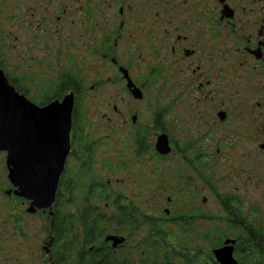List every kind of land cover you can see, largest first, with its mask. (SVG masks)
<instances>
[{
  "label": "flooded vegetation",
  "instance_id": "1",
  "mask_svg": "<svg viewBox=\"0 0 264 264\" xmlns=\"http://www.w3.org/2000/svg\"><path fill=\"white\" fill-rule=\"evenodd\" d=\"M2 9L10 29L18 25L31 40H43L45 48L55 43L57 62L62 61L64 68L35 96L26 85L28 73L21 72L24 63L14 62L2 52L0 76L16 97L38 107L61 100L69 92L74 94V105L70 151L51 203L53 214L18 193V186L9 177L12 162L8 150L0 148V264H74L73 255L61 259L54 218L61 178L67 174L69 182H74L70 160H77L75 135L85 137L80 122L84 82L71 67L79 61L71 49L99 53L103 66L114 68L111 81L121 83V89L135 100V107L128 101L127 111L119 117V125L128 130L133 155L148 154L149 159L172 163L179 154L180 161L194 163L202 174L215 177L216 185L207 191L212 192L217 206H238L240 214L231 213L230 223L256 226L261 232L242 235L238 232L243 229H235L232 237L218 236L219 244L211 245L210 257L205 260L203 246L192 245L193 239L187 237L186 216L203 219L200 210L187 214L164 207L163 215H156L122 200L116 204V218L106 221L115 227L108 233L104 230L103 248L117 252L120 264H220L212 249L233 239L235 242L229 244L238 264H264V0H0V13ZM1 27L0 19V51L8 53ZM125 73L140 89V98L128 88ZM72 79L78 82L79 91L61 85ZM107 80L100 78L96 83ZM152 83L163 87L164 101L155 95L153 106L140 107L145 89ZM9 96L7 90L0 91V97ZM10 104V113L22 108V101L10 100ZM113 108L118 113L117 107ZM160 135L169 147L164 154L156 150ZM228 156H236L240 162L233 175L218 176V169L206 173L199 167L209 169L210 161ZM228 160L235 162L234 157ZM186 170L169 165L167 183L171 186L173 180L181 191L187 186L186 179L193 177ZM193 189L188 205L206 204L203 186L194 185ZM171 198L167 196L169 204L165 206H172ZM258 210L259 224L255 218ZM107 234L123 240L113 246L112 241L104 240ZM126 249H132L126 251L130 257H137L132 263L123 256Z\"/></svg>",
  "mask_w": 264,
  "mask_h": 264
},
{
  "label": "rangeland",
  "instance_id": "2",
  "mask_svg": "<svg viewBox=\"0 0 264 264\" xmlns=\"http://www.w3.org/2000/svg\"><path fill=\"white\" fill-rule=\"evenodd\" d=\"M5 17L6 14L2 9L0 13L1 35L8 53L4 49H1L0 52H2L3 56L14 59V62L24 63L21 72L28 73L29 78L26 85L30 88L29 94L35 96L37 95V90L48 86L55 79L57 71L64 68L62 61L57 62L59 59V55L55 52L57 45L50 43L49 48H45L43 40H31L29 33L23 32L18 25L17 27L13 25L10 29L8 20ZM25 39H28L27 43ZM39 39H43V37H39ZM23 43H26L25 50L22 48ZM71 51L73 58L79 60L75 62L78 65L71 67L77 75L81 76L84 82V91L80 98L82 105L80 122L83 126L82 132L83 134L85 133V138L94 143V148L91 151L93 173L107 182L113 191L120 193L123 202L132 201L139 204V208L148 213L153 212L156 215L161 213L159 215H163V208L168 207L172 210L187 212V214H191L194 209H197L200 210L199 213L213 215L217 213L225 216L223 209L217 206L212 192L208 193L207 191V188L214 184L216 185L215 177L202 174L197 170L194 163L180 161L179 154L172 158V163L169 160H157L155 157L149 159L148 154L139 157L133 155L132 145L127 137L128 130L119 125V117L127 111L128 104L126 103L128 101L131 102L133 108L135 107V100L130 99L125 88L121 89V83L111 81L110 77H115L114 68L110 66L104 67L103 57L99 53L94 54L90 50L78 49H71ZM47 58L51 60L47 61ZM18 71L16 72L17 74H19ZM106 77H108L106 82L96 83L100 78ZM154 91L156 92L152 93ZM155 95L158 100L164 101L163 87H159V83H152L145 89V101L139 102V106L147 107L149 104L153 106L151 101ZM114 106L117 107L118 113L114 110ZM123 129L126 132L123 133ZM211 151L214 152V148ZM229 157L235 158L233 164L229 163ZM209 163L211 166L209 169L201 164H199V167H202V170L204 169L206 173L214 172L215 169H218V176L233 175L236 167L240 165L236 156L218 158L216 162L210 161ZM70 165L76 175L79 169V162L71 159ZM169 165H172V167H183L188 170L187 174L193 173V177L190 176L186 179L188 182L186 183L187 186H183L181 191L176 189L177 187L173 180H171V186L167 183L169 177L165 173H167ZM182 184H185L184 181H182ZM194 185L203 186L204 195L207 197V202L203 206L188 205L194 197L192 193ZM168 195L172 196L171 199L174 198L172 206H165L169 204L167 201ZM113 198L114 194H111L109 205L108 203L106 205L104 202H100V206H108L106 208L108 213H113L117 210L116 206L111 203ZM200 202L199 200L198 203L200 204ZM147 204L150 206H146ZM258 212L257 217H254L259 224L261 220L258 218L260 211L258 210ZM203 220H194L188 227L187 237L193 239L192 245H201L206 249L216 241L218 236L227 235L232 237L236 233V230L228 228L227 223L223 220H208L206 223ZM114 227L115 225L109 223L106 226V233L113 231ZM207 228L213 229L214 233L208 235L207 238H202L203 232ZM131 250L126 249L123 254L124 257H129L130 263H132L134 258H137L128 255L129 253L126 251L130 252Z\"/></svg>",
  "mask_w": 264,
  "mask_h": 264
},
{
  "label": "water",
  "instance_id": "3",
  "mask_svg": "<svg viewBox=\"0 0 264 264\" xmlns=\"http://www.w3.org/2000/svg\"><path fill=\"white\" fill-rule=\"evenodd\" d=\"M125 76L129 80L126 73ZM127 86L134 97H141L140 89L130 80ZM5 90L12 97H0V148L8 150V158L12 162L9 177L18 186L20 195L32 198L37 207L48 208L53 214L51 203L70 151L74 94L66 93L61 100L38 107L29 100L16 97L13 88L0 76V91ZM10 100L22 101L20 111L9 112ZM156 150L163 154L169 150L163 135L157 138ZM104 240L112 241L115 246L123 238L107 234ZM234 242L226 239L222 246L212 249L220 264H238L233 256V246L229 244Z\"/></svg>",
  "mask_w": 264,
  "mask_h": 264
},
{
  "label": "trees",
  "instance_id": "4",
  "mask_svg": "<svg viewBox=\"0 0 264 264\" xmlns=\"http://www.w3.org/2000/svg\"><path fill=\"white\" fill-rule=\"evenodd\" d=\"M65 84L73 88V90L79 91L80 87L76 80L72 79L61 83L62 86ZM79 131L81 130L76 132L79 133ZM93 144L92 141L87 140L85 137L81 138L80 135H75L73 142L74 155L79 162V169L73 178L74 182H69L67 174L61 178L57 194L58 198L55 203L57 206H54L55 226L60 242V256L64 260L73 255L74 264H120L118 257L112 251L103 248V233L109 224L106 221L114 220L116 211L108 213L106 210L108 206H100V202L107 204L111 199V194H114L111 203L116 206L122 200V195L113 191L107 182L93 173L91 155V151L94 148ZM221 207L225 212V216L218 219L213 214L204 213L203 221L206 223L208 220L225 219L228 228L243 229L242 232H238L239 234L260 235V229L256 226L247 228L234 222L230 223L233 220L232 215L240 214L238 206ZM186 218L189 226L191 221L196 220V216H186ZM213 233V229L207 228L203 232V238H207L208 235ZM217 244L219 242L215 241L212 246ZM210 247L203 248L205 260L210 257L208 254Z\"/></svg>",
  "mask_w": 264,
  "mask_h": 264
},
{
  "label": "snow or ice",
  "instance_id": "5",
  "mask_svg": "<svg viewBox=\"0 0 264 264\" xmlns=\"http://www.w3.org/2000/svg\"><path fill=\"white\" fill-rule=\"evenodd\" d=\"M52 120H53V122L55 123V117H53V119H52Z\"/></svg>",
  "mask_w": 264,
  "mask_h": 264
}]
</instances>
